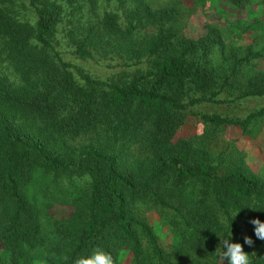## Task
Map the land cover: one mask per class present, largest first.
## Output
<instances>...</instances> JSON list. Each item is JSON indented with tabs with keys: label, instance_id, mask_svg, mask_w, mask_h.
I'll use <instances>...</instances> for the list:
<instances>
[{
	"label": "trees",
	"instance_id": "trees-1",
	"mask_svg": "<svg viewBox=\"0 0 264 264\" xmlns=\"http://www.w3.org/2000/svg\"><path fill=\"white\" fill-rule=\"evenodd\" d=\"M25 1L33 22L17 10L24 0H0V264H73L97 246L116 264L126 255L129 264H227L219 243L230 238L251 264H264V240L250 223L264 222V176L241 161L220 172L203 144L172 139L186 104L214 99L241 67L253 69L239 95L264 94V54L248 47L219 63L220 30L180 32L173 5L116 0L122 25L115 10L83 20L97 0ZM248 10L246 22L257 23ZM63 18L80 55L112 47L127 59L148 55L150 67L123 80L92 76L56 48ZM150 23L154 33L137 43L135 29ZM260 117L264 105L242 118L199 115L243 132ZM56 205L66 213L56 216ZM156 205L170 210L162 214L168 249L141 214Z\"/></svg>",
	"mask_w": 264,
	"mask_h": 264
},
{
	"label": "rangeland",
	"instance_id": "rangeland-1",
	"mask_svg": "<svg viewBox=\"0 0 264 264\" xmlns=\"http://www.w3.org/2000/svg\"><path fill=\"white\" fill-rule=\"evenodd\" d=\"M147 1L152 7L175 6L180 32L196 36L209 26L219 29L226 42L221 51L215 52L219 63L230 64L229 59L242 56L248 47L252 51H260L264 54V0L262 5L260 4L262 1L256 4L252 2L253 7L249 10V3L236 8L228 0ZM128 3L129 0H126V4ZM90 5L87 6V9L91 7V11L87 12L82 8L83 10L80 12L83 15H80L83 20L95 21L105 10H115L121 14L119 20L122 25L124 24L123 9L116 0H97L94 6ZM64 7L67 9V6ZM17 10L23 18H27L31 22L34 21L33 10L25 0L22 5L17 7ZM247 10L248 16L259 15L257 23L246 22ZM67 24V19L63 18L58 26V31L55 34L56 41H54L56 48L65 60L89 72L92 76L101 79L112 77L123 80L150 67L151 61L148 55L144 54L139 58L127 59L115 52L112 47L106 50L92 48L90 56L80 55L75 51V45L66 35ZM254 24L259 25L256 27ZM154 31L155 25L151 23L137 27L134 32L137 43L142 44ZM244 67H241L236 73L235 79H231L229 84L214 96V99L187 103L185 110L188 113L184 121L179 124L172 139L175 141L186 138L194 145L203 144L209 152L210 162L220 172L241 161L255 174L264 176V117H260L251 123L247 132H243L237 125L212 126L204 124L199 119V115L204 112H218L223 115L242 118L248 112L264 105V94L239 95L247 83L248 74L253 69L249 68V65ZM259 67L264 68V61ZM189 94L199 95L200 93L189 91ZM187 99L188 97L184 101L187 102ZM83 140L84 137L82 136L74 139L73 142L78 144ZM77 182H84V180L77 179ZM164 208L166 207L156 205L149 210L144 209L141 214L150 221L163 247L168 249L169 246L165 243L166 235L169 234L168 224L162 214L167 216L170 214V210ZM51 211L56 216H61L66 213L67 208L56 205ZM121 264H129L128 255L123 256Z\"/></svg>",
	"mask_w": 264,
	"mask_h": 264
},
{
	"label": "clouds",
	"instance_id": "clouds-1",
	"mask_svg": "<svg viewBox=\"0 0 264 264\" xmlns=\"http://www.w3.org/2000/svg\"><path fill=\"white\" fill-rule=\"evenodd\" d=\"M250 223L254 225L255 236L260 240H264V222L253 219ZM244 243L252 246L254 242L251 237L245 236ZM219 245L223 247L221 256L227 261V264H251L249 253L244 251L241 243L232 242L230 238L220 240ZM73 264H116V260L109 251L97 246L91 252L76 257Z\"/></svg>",
	"mask_w": 264,
	"mask_h": 264
}]
</instances>
